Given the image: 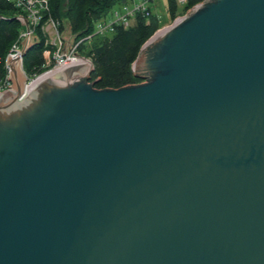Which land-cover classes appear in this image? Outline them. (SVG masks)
I'll return each mask as SVG.
<instances>
[{
    "label": "water",
    "instance_id": "obj_1",
    "mask_svg": "<svg viewBox=\"0 0 264 264\" xmlns=\"http://www.w3.org/2000/svg\"><path fill=\"white\" fill-rule=\"evenodd\" d=\"M26 28V22H23ZM0 92V264H264V0H200L140 45Z\"/></svg>",
    "mask_w": 264,
    "mask_h": 264
},
{
    "label": "trees",
    "instance_id": "obj_2",
    "mask_svg": "<svg viewBox=\"0 0 264 264\" xmlns=\"http://www.w3.org/2000/svg\"><path fill=\"white\" fill-rule=\"evenodd\" d=\"M128 0H45L46 10H42V20L51 17L59 21V30L68 29L76 39L89 35L94 22L105 16L114 5ZM200 0H184L181 10H187ZM178 11L176 0H166L165 14L171 20ZM20 10L13 2L0 0V79L5 73V56L11 44L17 39L21 24L15 18ZM182 14V13H181ZM158 18L149 11L145 17L136 14L127 27L115 25L107 34H91L89 47L84 49L93 64L90 80L98 77L94 87L118 88L140 82L130 71V65L145 39L157 28ZM45 34L38 25L34 29L32 43L21 57V67L25 75L31 76L42 70L43 53L46 51ZM84 45V43H83ZM80 48V47H79ZM80 50H83L80 48Z\"/></svg>",
    "mask_w": 264,
    "mask_h": 264
},
{
    "label": "built area",
    "instance_id": "obj_3",
    "mask_svg": "<svg viewBox=\"0 0 264 264\" xmlns=\"http://www.w3.org/2000/svg\"><path fill=\"white\" fill-rule=\"evenodd\" d=\"M20 10L15 18L19 21L22 29L19 31L17 39L11 44L6 56H18L21 41L23 37L27 36V28L29 38L33 40L34 29L39 25L40 29L44 32L46 51L43 53L42 70L37 74L31 76L26 75V86L29 85L38 76L52 72L62 66L70 63L80 62L83 59L80 57L88 58V56L79 53V44L90 38L91 34L104 35L111 32L115 25L127 27L130 19H134L136 14L147 16L150 11L151 0H128L126 3L116 5V8H111L106 15L97 19L94 22L93 31L91 34L82 38L76 39L68 29L59 30V21L51 17H46L42 20V10H46L45 0H8ZM184 0H177L183 2ZM26 22V28L23 22ZM76 53L74 55L72 53ZM5 56V57H6ZM5 73L0 79V92L9 89L10 81L8 79V66L5 63Z\"/></svg>",
    "mask_w": 264,
    "mask_h": 264
},
{
    "label": "rangeland",
    "instance_id": "obj_4",
    "mask_svg": "<svg viewBox=\"0 0 264 264\" xmlns=\"http://www.w3.org/2000/svg\"><path fill=\"white\" fill-rule=\"evenodd\" d=\"M177 1V0H176ZM184 2V1H183ZM183 2H177V5H178V11H177V13H176V15L174 16V18L176 17V16H179V15H181V13L183 14L184 12H185V10H181V12H180V9H181V7H182V4H183ZM149 5H150V10H151V13L154 15V16H156L157 18H158V23H157V28L156 29H158V28H161V27H163V26H165V25H167L170 21H171V19L170 18H168V17H166V14H165V5H166V0H151L150 1V3H149ZM191 7V6H190ZM189 7V8H190ZM112 8H116V5H114ZM188 8V9H189ZM187 9V10H188ZM186 10V11H187ZM110 17V15L109 14H107L106 15V18H109ZM173 18V19H174ZM133 22V19H130L129 20V23L131 24ZM155 29V30H156ZM154 30V31H155ZM89 39L90 38H88L86 41H84L83 43H84V45L82 44V43H80L79 44V47L80 48H82L83 50H80V48H79V53H81V54H84V49H86L87 47H89V43L91 42H88L89 41ZM130 71H131V67H130Z\"/></svg>",
    "mask_w": 264,
    "mask_h": 264
}]
</instances>
